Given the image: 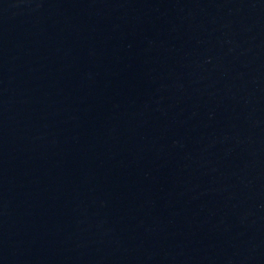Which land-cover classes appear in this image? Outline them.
Segmentation results:
<instances>
[{
    "label": "water",
    "instance_id": "water-1",
    "mask_svg": "<svg viewBox=\"0 0 264 264\" xmlns=\"http://www.w3.org/2000/svg\"><path fill=\"white\" fill-rule=\"evenodd\" d=\"M0 264H264V0H0Z\"/></svg>",
    "mask_w": 264,
    "mask_h": 264
}]
</instances>
